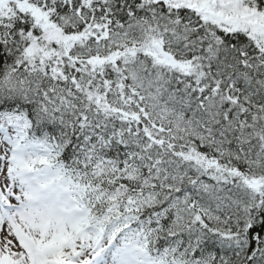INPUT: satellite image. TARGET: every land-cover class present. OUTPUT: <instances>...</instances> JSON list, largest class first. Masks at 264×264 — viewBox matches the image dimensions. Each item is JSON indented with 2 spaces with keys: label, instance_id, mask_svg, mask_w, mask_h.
Masks as SVG:
<instances>
[{
  "label": "snow or ice",
  "instance_id": "snow-or-ice-1",
  "mask_svg": "<svg viewBox=\"0 0 264 264\" xmlns=\"http://www.w3.org/2000/svg\"><path fill=\"white\" fill-rule=\"evenodd\" d=\"M0 264H264V0H0Z\"/></svg>",
  "mask_w": 264,
  "mask_h": 264
}]
</instances>
